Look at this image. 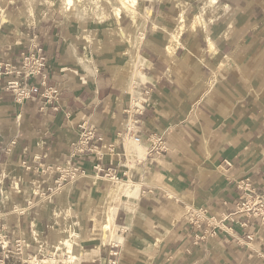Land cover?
Here are the masks:
<instances>
[{
    "label": "crops",
    "instance_id": "crops-1",
    "mask_svg": "<svg viewBox=\"0 0 264 264\" xmlns=\"http://www.w3.org/2000/svg\"><path fill=\"white\" fill-rule=\"evenodd\" d=\"M20 1L0 0V5L15 13ZM216 1L209 12L215 10L217 20L208 17L209 26L186 24L170 55L163 31L169 27L170 34L178 26L171 17L180 18L172 11L179 5L145 0L152 17L166 22L157 33L152 24L143 45L148 50L142 54L140 49L139 76L132 84L139 105L120 86L118 69L112 68V75L98 67L91 77L82 60L65 61L64 55H78L73 43L58 54L63 30L53 17L17 25L3 22L0 13V60L17 64L34 47L48 55L47 84L33 100L21 104L11 93H0L4 264H35L44 249L28 237L48 238L52 208L66 212L74 194L92 190L93 178H105L96 175L97 164L142 185L138 198L117 210L118 239L88 240L74 250L80 256L77 264H120L122 256L124 264H264V222L242 225L225 219L244 196L242 187L264 191V0ZM188 3L196 7L204 0H180L181 7ZM229 22L226 33L227 26H221ZM4 83L0 79V92ZM129 120L132 134L143 139L134 143L131 159V143L125 140ZM91 126L103 142L76 154L82 132ZM66 169L69 175L61 180ZM58 183H73L63 205L55 193ZM49 196L58 205L44 201ZM94 215L88 218L93 229Z\"/></svg>",
    "mask_w": 264,
    "mask_h": 264
},
{
    "label": "rangeland",
    "instance_id": "rangeland-1",
    "mask_svg": "<svg viewBox=\"0 0 264 264\" xmlns=\"http://www.w3.org/2000/svg\"><path fill=\"white\" fill-rule=\"evenodd\" d=\"M136 2L137 4L134 6L135 9L129 11L125 8H122L121 11H119L120 0H71L70 4H67V0H21L18 3L20 8L12 14L17 16V14H19L22 10L26 11L29 7H31L34 11V17H32V19H28L29 17L23 19V17L20 20L18 19V21H14L17 25L21 22L27 24H36L38 23L36 21L38 18L43 17L47 19L49 17H53L55 19L56 25H58V27L63 30L62 37L60 38L61 43H58V54H64L63 48L65 45L67 43H73L75 46V51L78 55H64L66 62L71 60L79 61V63H81L80 60H82L83 63H85L84 66L88 65V69L90 71H92L93 66H95L96 68L99 67L101 70H109L112 75V68L118 69V73L123 78L120 86L122 88H126L127 91L132 93L134 99L133 103L139 105L140 100L133 91L132 84L138 79L139 76L141 61L140 49L142 54L148 50L143 46L144 44H142L140 47L138 46L139 36L143 33L142 25L141 27H138L139 29L136 28V33L132 34L131 37H127L128 34H120L121 28L126 30L133 29L134 23L131 19L133 15L137 16L139 20L145 19V16H147L148 6L145 5V0H136ZM175 3L179 5L178 7H180V9L173 6L172 11L179 13L181 17L183 11L186 12L187 10L186 14H188L189 18H192L191 23H196V26L194 27H198L200 24L209 26L210 21L208 17H211L213 21L217 20V18H215V10H211L209 12L211 7H209L207 12L203 14L201 13L203 10V5L192 7L191 4L188 3V6L185 8L184 6L181 7L180 0H175ZM216 3H214L213 6ZM148 8L151 10L150 7ZM202 15L203 17H201ZM174 17L175 16L171 17V19L174 21H178L180 19L176 18L175 20ZM196 18L198 22H196ZM165 22L166 21L160 18L154 19L153 17H148L144 32L145 38L150 35L152 24H154L153 27H156L157 32H160L165 28ZM188 23L190 22H187V24ZM228 24L229 23L226 24L227 27ZM174 25H177V23ZM113 26L116 27L112 32V30L109 28ZM224 28V26L221 27V29ZM90 29H95V31L92 32ZM110 30L112 34L110 33ZM169 30L170 28L167 27L165 31H163L165 34H167L165 37H167L168 40L173 38L172 34L174 32L172 30L169 34ZM89 38L92 41L89 40ZM169 44L170 43H167L166 48H168ZM133 47H135L134 50ZM175 50L173 54L175 53ZM136 59L139 61V69L137 74L133 73L132 71L133 63ZM175 61L183 64L181 59L176 58ZM126 141L131 143V146L128 148L127 152L128 158L131 159L133 158L135 145L132 140ZM102 176L104 175L102 174ZM93 179L96 180L95 185L93 182H91L92 185H94L93 189L91 190L83 188V191L74 194L72 199L67 201V205L71 206L66 212L64 209L59 212V210L52 208L51 212L53 221L45 234L49 235L48 238H40L35 233H32V238L28 237L29 242L37 243L42 249H44L42 255H40L39 258L36 257L35 264H37V259L42 260L43 264H69L67 260L69 261L71 258H74L71 264H77L80 256H78L75 252H77L76 250L82 248L88 242V240L92 239L93 237H98V240L91 241H96L97 243H114L118 239V228L115 230L111 225L112 221L115 223L114 219L116 215L113 217V211L114 209L118 210L121 205H131L132 201H135L138 198V193L142 182L137 181L139 186L134 193H128L129 195H125L121 190V188H123L122 182H127L130 179L124 180L119 178H111L108 176H105V178L102 179ZM72 184L73 183H69L65 186L64 183L63 185L57 184L55 193L56 195L58 194L60 196L59 202L61 205L64 204L63 198L67 192V189ZM158 185L163 187V185L160 183ZM18 187L20 188L19 185ZM89 188H91V186ZM51 200L52 196L45 197L44 199V201L49 202L50 205H58L53 204ZM119 203L122 204L117 205ZM80 207H82V209H79ZM86 210L88 211L87 214ZM91 214H95L94 217L96 218V226L94 229V222L88 219L91 218ZM106 223L109 224V228L105 231L103 228ZM113 231H116L114 232L115 237H113ZM156 243L157 242L155 241L154 245H156ZM69 245L72 247V253H67ZM130 252L131 250L129 249L128 253L130 254ZM123 257L124 256H122L120 264H124L125 262V258Z\"/></svg>",
    "mask_w": 264,
    "mask_h": 264
},
{
    "label": "built area",
    "instance_id": "built-area-1",
    "mask_svg": "<svg viewBox=\"0 0 264 264\" xmlns=\"http://www.w3.org/2000/svg\"><path fill=\"white\" fill-rule=\"evenodd\" d=\"M17 61L19 62L17 63L18 65L0 60V79L5 82L1 87L0 93H11L16 102L23 104L33 100L34 96L39 92L40 86L47 84L46 67L48 58L42 49L34 47L23 53L21 61L18 59ZM134 140L137 143H141L143 139L140 136H136ZM99 141L103 142V136L100 131L94 126L86 127L81 134L75 153L84 154L87 151H92V147H95L92 144ZM155 149L156 147L153 146L152 150ZM68 169L66 171L63 170L65 175L60 177L61 180L69 175ZM95 171L96 175L103 174L109 177H117V171L112 167L105 169L101 164H97L95 165ZM70 178L72 179L71 176ZM242 189L244 190V196L235 205L232 212L227 214L225 219L241 220L242 225H245L248 220L256 221L261 219L264 222V191H259L256 187H242ZM233 238L235 239L234 236ZM249 238L252 239L250 236ZM16 245L19 249V242ZM2 260L0 259V264H4Z\"/></svg>",
    "mask_w": 264,
    "mask_h": 264
},
{
    "label": "bare ground",
    "instance_id": "bare-ground-1",
    "mask_svg": "<svg viewBox=\"0 0 264 264\" xmlns=\"http://www.w3.org/2000/svg\"><path fill=\"white\" fill-rule=\"evenodd\" d=\"M118 1V0H117ZM70 2H71V0H67V4H70ZM217 1L216 0H204V5L202 6V8H203V10H202V12L201 13H203V14H205L206 12H207V9L209 8V7H211V6H213V4L214 3H216ZM137 4V2H136V0H120V10L119 11H121V9L122 8H125V9H127V10H133V9H135V5ZM137 10V9H136ZM135 12V11H134ZM0 13L2 14V21L3 22H7V23H11L12 21H18V19L20 20L21 18H23V19H26V18H28V19H32V17H34V11H33V9L31 8V7H29L26 11H21L19 14H17V16L16 15H14V14H12V12H10L6 7H5V5H0ZM150 13H152L151 12V10L147 7V16H145V19H138V17L137 16H135V15H133V13H132V17H131V19H132V21H133V23H134V27H133V29H131V30H126V29H124V28H121V31H120V34L122 35H125V34H128V36L127 37H131L132 36V34H135L136 33V31H137V29L136 28H138V27H141V25H142V31H143V33L139 36V41H138V46L140 47L142 44H144V42H145V35H144V32H145V29H146V24H147V21H148V17H152L151 16V14ZM135 14V13H134ZM201 17H203V15L201 16ZM200 18V17H199ZM199 21H201V20H199ZM187 22H190V24L191 25H193L191 22H192V18H189L188 17V14H186V12L185 11H183V14L181 15V17H180V19H179V23H178V26H175V28L173 29V38L172 39H169V41H168V43H170L169 45H168V48H166V51L171 55V54H173V52H174V50H175V48H176V46H178L179 44H177V43H181L180 41H179V37H180V34H181V32L186 28V24H187ZM196 22H198V20H197V18H196ZM201 23V22H200ZM231 22H229V24H228V27L226 28V33H228V31H229V29L231 28V25L232 24H230ZM235 23V22H234ZM198 24V23H197ZM227 23H224L222 26H224V25H226ZM221 26V27H222ZM139 29V28H138ZM126 31V32H125ZM153 31L154 32H156L157 33V29H156V27H153ZM222 37V36H221ZM208 39L209 40H211V38L209 37V35H208ZM131 42V41H130ZM213 41H211V43H212ZM210 43V44H211ZM214 44V43H213ZM183 45V44H182ZM165 47V46H164ZM213 47V46H212ZM36 48H38V47H36ZM40 49H42L44 52H45V54H46V56H47V58H48V55H47V52L42 48V47H39ZM38 48V49H39ZM214 48V47H213ZM212 50V49H211ZM217 51V50H216ZM212 53H215V51H214V49L211 51ZM201 57V56H200ZM227 57V56H226ZM229 58V57H228ZM257 59V58H256ZM138 62L139 61H137V59L134 61V63H133V73H135V74H137V71H138V69H139V64H138ZM47 67H48V64H47ZM47 67H46V69H47ZM100 69H95V71H94V69L92 70V71H90V73H89V75L91 76V77H93V75H95L96 73H98V71H99ZM128 129H127V132L125 133V140H132L133 141V143H137V142H135V140H134V137H136V136H138V135H134V134H132V132H133V129H134V123H133V121L132 120H129V122H128ZM141 137V136H140ZM142 138V137H141ZM143 141V140H142ZM104 177H105V175H104ZM109 177V176H108ZM111 178H118V177H111ZM122 187L123 188H121V190L123 191V193L125 194V195H129V194H132V193H134L136 190H137V187L139 186V183L137 182V181H134V180H132V179H130L129 181H127V182H122ZM126 191H127V194H126ZM129 193V194H128ZM64 195V194H63ZM120 204H122V203H119V204H117V205H120ZM116 212H117V209H114V211H113V217L116 215ZM111 225H112V227L116 230L119 226L117 225V224H115V223H113V221L111 222ZM109 228V224L108 223H106L105 225H104V230L106 231L107 229ZM114 232H116V231H113V237H115V233ZM69 242V241H68ZM250 245V247H253V244H249ZM67 253H72V247H71V245H69V249H68V251H67ZM74 259V258H73ZM73 259L71 258V259H69V261L67 260V262L69 263V264H71L72 262H73ZM37 264H43V261L42 260H40V259H37Z\"/></svg>",
    "mask_w": 264,
    "mask_h": 264
}]
</instances>
